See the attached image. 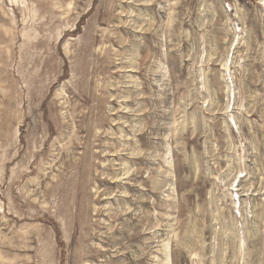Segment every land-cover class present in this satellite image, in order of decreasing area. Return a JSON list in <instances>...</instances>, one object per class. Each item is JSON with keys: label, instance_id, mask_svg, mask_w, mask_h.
<instances>
[{"label": "rangeland", "instance_id": "obj_1", "mask_svg": "<svg viewBox=\"0 0 264 264\" xmlns=\"http://www.w3.org/2000/svg\"><path fill=\"white\" fill-rule=\"evenodd\" d=\"M0 264H264V0H0Z\"/></svg>", "mask_w": 264, "mask_h": 264}, {"label": "water", "instance_id": "obj_2", "mask_svg": "<svg viewBox=\"0 0 264 264\" xmlns=\"http://www.w3.org/2000/svg\"><path fill=\"white\" fill-rule=\"evenodd\" d=\"M222 70H223L224 72H227V70H228L227 66L224 67V68H222Z\"/></svg>", "mask_w": 264, "mask_h": 264}, {"label": "bare ground", "instance_id": "obj_3", "mask_svg": "<svg viewBox=\"0 0 264 264\" xmlns=\"http://www.w3.org/2000/svg\"><path fill=\"white\" fill-rule=\"evenodd\" d=\"M224 66V65H223ZM229 75V74H228ZM236 198V197H235ZM238 201V200H237Z\"/></svg>", "mask_w": 264, "mask_h": 264}]
</instances>
